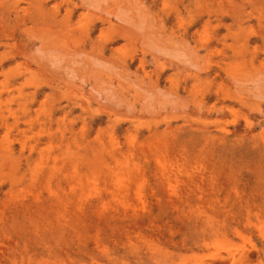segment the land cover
<instances>
[{
	"label": "rangeland",
	"instance_id": "1",
	"mask_svg": "<svg viewBox=\"0 0 264 264\" xmlns=\"http://www.w3.org/2000/svg\"><path fill=\"white\" fill-rule=\"evenodd\" d=\"M0 264H264V0H0Z\"/></svg>",
	"mask_w": 264,
	"mask_h": 264
}]
</instances>
